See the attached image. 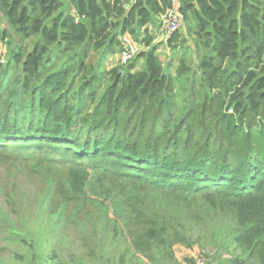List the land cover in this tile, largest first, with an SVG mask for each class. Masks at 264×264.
<instances>
[{
  "label": "trees",
  "instance_id": "1",
  "mask_svg": "<svg viewBox=\"0 0 264 264\" xmlns=\"http://www.w3.org/2000/svg\"><path fill=\"white\" fill-rule=\"evenodd\" d=\"M170 2L0 0L9 26L0 27V42L10 31L36 41L27 54L16 49L5 70L0 64V148L69 145L87 160L116 159L159 187L231 202L244 228L238 245L264 256V0H181L184 24L207 50L198 62L205 91L182 113L151 38L125 71L108 72L105 86L85 62L91 50H122L120 38L147 30ZM71 176L81 190L86 174Z\"/></svg>",
  "mask_w": 264,
  "mask_h": 264
},
{
  "label": "rangeland",
  "instance_id": "2",
  "mask_svg": "<svg viewBox=\"0 0 264 264\" xmlns=\"http://www.w3.org/2000/svg\"><path fill=\"white\" fill-rule=\"evenodd\" d=\"M0 27L9 29L1 10ZM158 28L156 18L147 30L137 28L135 36H127L139 52L147 50L144 40H163L152 46L158 47L172 78L182 113L205 91L198 62L207 50L203 44L197 47L187 23L172 45L164 42ZM10 32L0 42L3 70L16 49L22 47L27 54L36 42L21 41ZM104 51L91 50L85 61L103 86L109 82L108 72L125 71L119 65L121 50L109 56ZM182 66L189 71L181 76ZM142 69L144 59H139L137 70ZM18 86L16 79L11 89ZM5 101L21 105L15 96L7 95ZM22 101L30 104V98ZM75 149L51 143L0 148V264H192L202 255L211 264H263V248L253 252L238 245L244 228L231 202L215 199L213 205L189 187H159L116 159L87 160ZM71 172L86 174L81 190L75 189Z\"/></svg>",
  "mask_w": 264,
  "mask_h": 264
},
{
  "label": "built area",
  "instance_id": "3",
  "mask_svg": "<svg viewBox=\"0 0 264 264\" xmlns=\"http://www.w3.org/2000/svg\"><path fill=\"white\" fill-rule=\"evenodd\" d=\"M134 0H132L133 2ZM170 7L166 10V12L158 17L159 20V32L164 36V42L168 43L172 40V38L180 34L185 27L180 9H181V0H171ZM130 7L129 3H126L124 8L128 10ZM161 35V37H162ZM123 48L120 51L118 56L119 65L121 67H126L130 63H132L138 56L139 50L135 44L131 42L127 35L120 38ZM4 46V45H3ZM2 47V45H0ZM2 53L0 52V63L2 62ZM4 62V60H3ZM207 255H202L193 260L192 264H211Z\"/></svg>",
  "mask_w": 264,
  "mask_h": 264
},
{
  "label": "crops",
  "instance_id": "4",
  "mask_svg": "<svg viewBox=\"0 0 264 264\" xmlns=\"http://www.w3.org/2000/svg\"><path fill=\"white\" fill-rule=\"evenodd\" d=\"M72 12H74V10H72ZM184 28H185V27H184ZM161 39H162V37H161ZM162 41H163V40H159V37H158L157 39L155 38V40H154L153 42L162 43ZM157 55L159 56L158 53H157ZM163 55H164V57H166V56H165L166 54H163ZM160 59H161V57H160Z\"/></svg>",
  "mask_w": 264,
  "mask_h": 264
}]
</instances>
